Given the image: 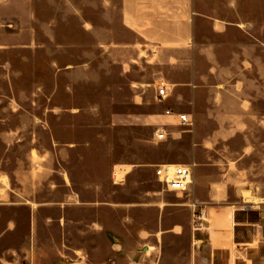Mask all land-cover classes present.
Returning a JSON list of instances; mask_svg holds the SVG:
<instances>
[{
	"label": "rangeland",
	"instance_id": "obj_1",
	"mask_svg": "<svg viewBox=\"0 0 264 264\" xmlns=\"http://www.w3.org/2000/svg\"><path fill=\"white\" fill-rule=\"evenodd\" d=\"M7 5L6 22H17L1 31L0 225L17 230L0 244V253L16 251L6 260L190 264L189 236L176 232L189 225L194 183L182 195L167 191L156 176L161 165L191 166L218 194L264 198V0H200L201 14L244 25H203L197 65L188 68L196 81L163 104L160 80L180 81L123 45L120 0ZM184 60L193 64V53ZM168 109L193 125L180 127ZM122 164L132 170L114 186Z\"/></svg>",
	"mask_w": 264,
	"mask_h": 264
},
{
	"label": "crops",
	"instance_id": "obj_2",
	"mask_svg": "<svg viewBox=\"0 0 264 264\" xmlns=\"http://www.w3.org/2000/svg\"><path fill=\"white\" fill-rule=\"evenodd\" d=\"M7 3L8 0H0V48L4 46L2 41L5 40V34H1V31L17 22H6L4 11ZM229 4L230 8H235L236 1ZM120 5L124 29L123 45L134 49L139 59L147 55L157 58L159 64L167 66L169 74L174 75L173 79L169 76L170 81H180L171 84L167 80H160L156 89L157 102L159 89L167 90V101L172 92H184L189 81H196L197 76L190 74L188 68H195L197 65V43L203 25H211L212 32H215L217 26L221 28L220 24L226 29L236 26L240 30L244 25L220 20L215 15L201 14L200 0H120ZM167 52L170 53L168 62L164 59ZM188 53H193V64L184 60V55ZM200 106V101L194 98L195 114H201ZM167 111L172 110L165 112V116L170 117ZM175 117L178 121L177 115ZM131 170L132 166L116 165L112 175L113 185L122 186ZM201 175L200 173L198 177L194 172V188L190 193V201L186 204L190 212L189 225L187 228L177 226L179 231L176 232L177 236H183L186 232L189 236L190 264H264V198L258 197V201L251 202L243 200V195L238 197L236 194H218L214 184L205 183L201 180ZM1 191L4 194L7 192L6 189ZM194 204L204 206L209 220L206 231L194 230ZM30 219L26 256L33 261L36 247L33 218ZM11 223L8 225L4 222L3 226L0 225V244L7 236L16 232L15 222ZM10 252L16 255L15 250L0 253V264H20L16 259L6 260Z\"/></svg>",
	"mask_w": 264,
	"mask_h": 264
},
{
	"label": "built area",
	"instance_id": "obj_3",
	"mask_svg": "<svg viewBox=\"0 0 264 264\" xmlns=\"http://www.w3.org/2000/svg\"><path fill=\"white\" fill-rule=\"evenodd\" d=\"M168 98L167 90L161 88L158 91V102L162 103ZM167 115L178 117V124L182 128H188L193 125L192 119L188 114H175L167 111ZM158 141H163L168 137L167 130L159 128L154 133ZM121 170L119 171V173ZM159 182L169 192L184 194L188 192L194 183V173L191 166L186 165H161L156 170ZM193 224L195 231H206L208 229V217L203 205L194 204ZM245 209H247L245 207Z\"/></svg>",
	"mask_w": 264,
	"mask_h": 264
}]
</instances>
